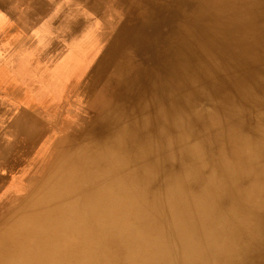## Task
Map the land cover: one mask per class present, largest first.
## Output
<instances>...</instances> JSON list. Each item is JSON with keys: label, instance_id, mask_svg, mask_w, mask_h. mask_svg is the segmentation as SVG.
Returning <instances> with one entry per match:
<instances>
[{"label": "bare ground", "instance_id": "obj_1", "mask_svg": "<svg viewBox=\"0 0 264 264\" xmlns=\"http://www.w3.org/2000/svg\"><path fill=\"white\" fill-rule=\"evenodd\" d=\"M12 3L0 0V49ZM84 4L94 0L69 2ZM117 4L124 20L94 70L110 73L99 91L93 80L84 86L99 92L94 108L44 142L47 162L21 194L0 199V264H171L176 246L178 264H264V0ZM63 13L37 9V37L0 53L1 162L38 136L18 107L25 92L54 83L59 100L65 74L83 71L89 39L52 73L39 66L80 25ZM31 53L37 67L25 66Z\"/></svg>", "mask_w": 264, "mask_h": 264}, {"label": "rangeland", "instance_id": "obj_2", "mask_svg": "<svg viewBox=\"0 0 264 264\" xmlns=\"http://www.w3.org/2000/svg\"><path fill=\"white\" fill-rule=\"evenodd\" d=\"M17 2L19 3L18 4L19 6L17 5ZM69 2L70 0H37V1L36 0H20V1L13 0L12 5L10 6V8H12V10H10V14L12 15V17H5L4 15H2L4 22L7 23L6 25L8 26L9 33L10 34L13 33L11 35L8 33L4 37V39H2V49H0V53L3 50L5 51V54H6L8 51L11 52V50H13L12 48L13 46H15L16 41H18L22 37H34V36L37 37L39 32L36 27V24L31 23L35 15V11H37V9L41 11L43 8L44 10L45 9L49 10L50 12H52V14L54 12L63 13L64 11L71 10L72 12L71 20H77L76 23L80 22L78 23L80 25L76 26L75 28H72L68 32L65 31L64 34L62 35L63 37L61 36V38H59V41L56 47L57 49L56 48L55 50L53 49V51H51L49 55L43 57L44 60L41 62L39 66H43V67L45 66L47 68L49 67L48 72L50 73L53 72L55 65H57L62 60L61 58L69 51V48L73 43H76V42L78 43L84 39L86 40L89 39L86 41L87 43L85 45L89 46L90 48H89L88 54H86L85 56V58L87 59H82L81 61L83 64V71L80 74L77 73L75 75L74 73L78 72L77 70L74 71L72 74H68V75L65 74L63 78V86L60 87V91H58L57 93V97L59 98V100H54V97H56V95H54L55 93L53 90L54 89V83H53L52 85L46 86L43 88L45 89V92H46L45 94L42 95L41 92H39L40 95L38 96L34 94L32 89H29V91L25 92V95L22 98V100L18 101V107H21L20 108L21 110L23 108V113L25 112L24 114H22L23 118L25 119L27 118V121L30 125L32 121V124H37L40 126L37 130L38 136H34L28 139V141H31V143L25 145L23 143V138H21L19 140V145L22 144V149L20 148L19 150L15 149L11 151L2 162L0 161V199L5 191L12 190L16 192L17 195L21 194L23 187H24L23 183L25 182V179L29 177L28 173L34 172L35 169L39 168V166H45L43 164L47 162V159H45V157L42 155V146L44 142H46L47 140H50V138L52 139L54 136L58 137V136L65 135L66 132H68V131H65L66 130L65 127L69 125L70 123H72L71 120H73V118L77 115V113L84 114L94 108L96 101L98 99L99 92L97 93V95H94V93L88 91V90H91V88L84 90L85 83L88 84L90 81L93 80L92 82L93 83L95 82L94 86L96 90L99 91L98 79L102 76L105 77L106 75H108V73H110L108 72L107 69L100 71V72L99 70H96V71L94 70H95L97 62L101 58L102 53L105 49L104 46H106V44L110 41L113 35V32L115 31L114 29L117 28L119 25H121V22L124 20L125 14H124L123 8L122 9L119 8L117 4V0H94V6L89 7L86 4H84V6L81 5V7H77L79 8L78 11H73L71 7H75V6L70 7ZM114 10L116 13H118L117 17L119 18L116 17L117 14H115ZM106 16L108 18H106ZM22 17L24 18L25 21L23 20ZM118 19L119 20L121 19L120 22ZM105 21H108L109 24H107V22ZM94 22L96 24H93ZM100 23L106 26L104 27L105 30L103 26L101 27L99 26L101 25ZM113 25L116 27H114ZM93 28L96 30H94ZM108 28L111 30H108ZM92 32L95 35H93ZM46 35L50 38H54V39L57 38V35L51 32H47ZM94 46L95 48L93 49ZM27 57L26 59H28L29 62L25 63V66L26 65L35 66L36 64L35 61L37 60L36 54L31 53V54H28ZM35 67L33 69L26 70V72L23 73L24 74L23 75L24 78L22 80L23 84L28 82V80L32 78L33 75H35L36 73ZM26 94L28 95L26 96ZM31 97L33 98L32 101L30 100ZM92 98L94 99V102ZM4 111H5V107H3V103L0 101V122L4 119L3 116L1 115V113H3ZM5 113L6 111L3 114L5 115ZM35 126L36 125H34V127ZM7 138H8L7 140L9 141L12 139V136H9ZM24 147L26 148L23 151ZM31 163H35V164L30 165ZM164 232H165L166 244L172 245L174 238L170 236L168 229L165 230ZM116 252L118 256H122L121 251L116 250ZM170 253L172 256L171 264H178V258L180 257V253H178L177 246L171 249ZM117 255H112V256H117ZM208 256L209 255H207L206 257H203V260L205 262H208L210 260V257Z\"/></svg>", "mask_w": 264, "mask_h": 264}, {"label": "crops", "instance_id": "obj_3", "mask_svg": "<svg viewBox=\"0 0 264 264\" xmlns=\"http://www.w3.org/2000/svg\"><path fill=\"white\" fill-rule=\"evenodd\" d=\"M4 26L7 27L5 22H4Z\"/></svg>", "mask_w": 264, "mask_h": 264}]
</instances>
